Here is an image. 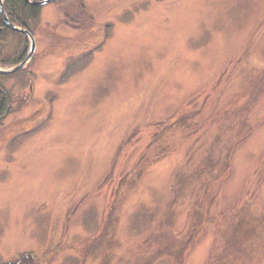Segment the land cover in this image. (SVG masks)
I'll use <instances>...</instances> for the list:
<instances>
[{
    "label": "rangeland",
    "instance_id": "obj_1",
    "mask_svg": "<svg viewBox=\"0 0 264 264\" xmlns=\"http://www.w3.org/2000/svg\"><path fill=\"white\" fill-rule=\"evenodd\" d=\"M84 2L0 37V264H264V0Z\"/></svg>",
    "mask_w": 264,
    "mask_h": 264
},
{
    "label": "flooded vegetation",
    "instance_id": "obj_2",
    "mask_svg": "<svg viewBox=\"0 0 264 264\" xmlns=\"http://www.w3.org/2000/svg\"><path fill=\"white\" fill-rule=\"evenodd\" d=\"M44 1L45 0H3L2 3H0V37H2L6 32L16 31V29H14L11 25L17 26L18 28H21L22 30H27L31 33V30L26 20H28L32 12L33 14H37L42 9L44 10L47 5L51 4L54 5V7L57 9L58 12L57 15L59 14L61 16L57 21L58 23L56 25L58 26L59 24L63 27H66L67 29H71L76 32V34L74 33L70 37L72 44H75V46H77L78 44L83 43L88 46V51H92L91 53H94V51L97 49L98 50L103 49L104 47L103 44L107 41L108 36H110L107 27L109 26V23H111L108 19H106L107 16H104L105 15L103 13L105 9L104 5H101L102 16H95L93 12L91 11H90L91 13L89 12V9L86 11L84 0H67L64 3H60L61 0H55L47 3H44ZM77 3L78 6H76ZM80 5L81 7L83 6L85 9H82ZM19 11L22 12L23 17H21V15L18 13ZM50 13H51L50 11L45 10L43 12V18L45 17L47 18V20H51L52 18L54 19V17ZM47 14L50 15L52 18H50ZM62 15L64 16L62 17ZM21 33H23L25 36L30 37L25 32H21ZM56 34H60L59 29L56 31ZM61 39L65 40L63 36H61ZM25 53L26 50L21 51L18 53V55L13 56V60H10L6 58L4 55H2V52L0 51V70L10 69V68H5L6 65H8L7 64L8 60L12 61V63L17 61L13 65L18 66L22 64L25 60L24 57ZM25 68L26 67L24 66L18 69L13 74L18 75L21 78L22 75L24 74L23 78H26V74L24 70ZM6 76H9V74L5 75L0 73V77H6ZM12 99H13V94L9 92V89H7V87L5 88V84H2L0 82V117L1 118L6 115L8 116V113L13 111V109L11 108L14 104L11 101Z\"/></svg>",
    "mask_w": 264,
    "mask_h": 264
},
{
    "label": "water",
    "instance_id": "obj_3",
    "mask_svg": "<svg viewBox=\"0 0 264 264\" xmlns=\"http://www.w3.org/2000/svg\"><path fill=\"white\" fill-rule=\"evenodd\" d=\"M51 1H55V0H45L44 3H47V2H51ZM0 3H2V0H0ZM14 29L16 30H20L22 32H25L26 34H28L30 36V38L32 39V43H33V46H32V51L30 52V54L28 55L27 59H29L31 56H32V53L35 49V41H34V37L32 36V34L27 31V30H22L21 28H18L16 26H13L11 25ZM26 61L25 60L22 64L18 65L17 67L13 68V69H9V70H0V73L2 74H9V73H13L15 71H17L18 69L22 68L25 64H26Z\"/></svg>",
    "mask_w": 264,
    "mask_h": 264
}]
</instances>
